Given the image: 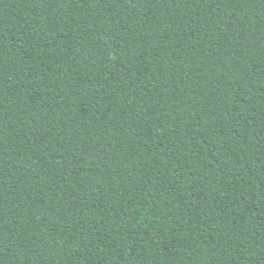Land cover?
Returning <instances> with one entry per match:
<instances>
[{"label":"trees","instance_id":"obj_1","mask_svg":"<svg viewBox=\"0 0 264 264\" xmlns=\"http://www.w3.org/2000/svg\"><path fill=\"white\" fill-rule=\"evenodd\" d=\"M0 264H264V0H0Z\"/></svg>","mask_w":264,"mask_h":264}]
</instances>
